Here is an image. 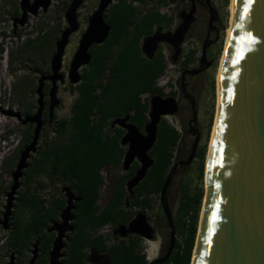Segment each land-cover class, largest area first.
<instances>
[{"label":"water","instance_id":"water-1","mask_svg":"<svg viewBox=\"0 0 264 264\" xmlns=\"http://www.w3.org/2000/svg\"><path fill=\"white\" fill-rule=\"evenodd\" d=\"M58 0H20V17L13 20L14 28L23 26L28 16H36L39 9L45 12L51 3ZM114 0H99L97 8L88 18L85 31L78 42L68 71V81L76 85L81 80L79 70L91 60L89 50L101 45L109 36L111 26L105 22L106 9ZM84 0H71L65 13L66 27L54 42V53L50 60L49 75H41L35 93L36 112L25 117L23 124L34 125L32 136L20 152L15 171L11 174L12 185L6 194V202L0 226L10 229L13 202L19 188V179L28 167V159L36 151L43 126L42 113L43 83H50V102L57 90L64 50L70 37L79 30L78 10ZM210 14L213 9L209 7ZM206 59L205 47L201 60ZM192 70L190 75L198 74ZM217 109L210 147L206 159L205 193L198 223L196 239L190 264H264V0H235L217 84ZM191 134L194 140L185 161L174 164L163 183L159 195L160 206L170 230L169 245L164 256L148 264H164L170 257L175 244V227L166 201V192L177 166H188L197 151L199 134L196 130V112L192 105ZM49 106V119H51ZM178 112L173 97L153 95L149 98L147 118L142 131L130 122V116L114 118L110 127H120L125 134L120 146L125 147L122 169L127 172L131 165L138 164L132 177L126 183L128 198L134 196V189L145 178L154 164L149 155L157 139V127L162 118ZM10 114V113H9ZM14 116L20 120L18 114ZM65 203L46 232H55L47 264H63L64 249L69 233L74 229V212L81 197L69 185L60 189ZM125 238L128 235L152 240L154 229L142 213H137L127 225H119L115 233ZM96 253L95 249L90 251ZM38 241L32 246L29 264H35Z\"/></svg>","mask_w":264,"mask_h":264},{"label":"trees","instance_id":"trees-1","mask_svg":"<svg viewBox=\"0 0 264 264\" xmlns=\"http://www.w3.org/2000/svg\"><path fill=\"white\" fill-rule=\"evenodd\" d=\"M120 6L119 15H113L111 11L110 18L105 17L111 26L110 34L101 45L90 48L91 60L83 69L80 82L70 87L71 92L77 93L70 117L55 124V140L45 143L44 147L38 150L33 164H28L27 171L30 175L46 174L50 180L64 182L81 197L75 211L78 233L71 248L72 251H79L81 258L85 247H94L107 255L110 264H148L145 255L138 248L141 240L138 236L115 237L110 244H107L103 235L92 237L94 230L99 226L128 223L133 217L130 211L132 208L147 207L150 196L160 195L167 174L173 166V151L181 138V134L174 127L161 120L157 127L156 143L149 153L154 159V164L134 189L128 210L124 209L125 198H128L125 183L137 169L136 162L124 175L118 177L105 206H98L99 189L103 185L102 169L117 168L124 155V148L120 146L123 131L117 127L111 128V121L129 115L130 121L141 130L147 122L148 110V101L142 100L141 96L164 95L163 90L155 86V80L162 74L163 66L155 70V65L133 57L142 33L138 32L136 37L132 38L129 32L132 12L126 5V0H122ZM13 34L11 31L10 37H14ZM54 39L50 40V51H53L56 41ZM44 45L46 43L41 37L30 39L17 53H23L25 50L31 53L41 52ZM9 57L11 60L13 54L9 53ZM48 119L46 115V120ZM29 140L27 139L23 146ZM204 157L203 146L195 155L198 159V176L202 175ZM201 199L202 191L194 196L184 197L177 219L173 221L176 234H182L183 240L181 243L175 241L174 249L164 264H190ZM18 201L28 216L22 224L11 222L10 247H25L32 238H39L46 242L44 248L48 249L51 236L45 229L51 220L57 219L64 207L63 195L58 194L46 203L42 199L23 194ZM169 236L170 230L166 227L161 257L168 248ZM77 262L83 264L80 258Z\"/></svg>","mask_w":264,"mask_h":264},{"label":"rangeland","instance_id":"rangeland-1","mask_svg":"<svg viewBox=\"0 0 264 264\" xmlns=\"http://www.w3.org/2000/svg\"><path fill=\"white\" fill-rule=\"evenodd\" d=\"M70 2L71 0H58L53 2L45 12L39 9L36 16H28L23 26L20 27L17 24L14 28L13 20L19 18L21 14L19 7L20 0H0V221L6 202V194L12 185L11 174L15 171L20 152L24 148V143H26L27 139H31L34 129L33 124H23L22 120L25 117L33 116L36 112L37 95L35 90L37 81L41 75L46 76L50 73L49 66L54 53V46L53 51H50L48 47L51 39H58L60 33L56 31H62L66 27L64 13ZM216 3L220 9L224 28L221 33V42L213 52V56L215 57L214 65L206 74L196 75L188 80L189 93L195 100L196 107L195 124L199 134L197 150L203 146L205 147L202 175L198 176V159L194 156V159L188 166H177L166 192V201L171 219L172 221H176L184 197H191L202 191L201 204L198 209L197 228L205 193L204 177L206 159L217 109L216 79L231 15V0H216ZM97 5L98 0H84V3L78 10L79 30L70 37L69 43L64 50L60 70L62 80L57 82V90L51 102L49 98L50 83L48 81L43 83V126L37 142L36 151L31 154L27 161L28 164H33L38 150L43 148L45 143L55 140V134L53 132L55 124L62 119L70 117V110L77 97V93L70 91V87L75 85H71L68 81L69 66L73 54L78 47L80 37L87 27L88 18L97 8ZM111 11L112 8L110 5L105 12L106 18H110ZM11 31L14 32V37H10ZM38 37H41V40L46 43L41 52L31 53L25 50L23 53H17V50L27 40ZM9 53L13 54L11 60ZM136 56L138 55L134 52L133 57L135 58ZM85 67L83 66L79 70L80 75H82ZM178 72L177 66L167 64L165 70L155 81V86L161 88L166 95H170L173 91L176 92ZM148 97V95H142L141 99L148 101ZM50 105L52 106L51 119L46 120V115H49L48 109ZM15 114L19 115L20 120L14 116ZM162 120L166 121L181 134V138L173 151V165L179 161H185L190 153L194 140L191 132L187 131V122L192 120L189 106L181 101L178 113L174 116L162 118ZM123 148L125 150V147ZM27 168L23 171V175L19 179V188L16 192L12 215L9 220L10 226L12 221H17L21 224L26 222L28 213L21 208L18 201L21 195L34 196L48 203L56 195H63L60 189L66 185V183L55 179L50 180L46 174L30 175ZM125 173L122 169V162L117 168L102 169L103 185L99 189V207L103 206L108 191L115 186L118 177ZM130 211L133 217L137 213L144 214L148 223L155 231L152 240L141 239L138 243V248L145 255L147 262H153L162 258L161 253L163 245L165 244L166 227L168 226L160 206L159 196H150L149 206L132 208ZM191 212L193 211L191 210ZM186 218L188 219L189 215ZM111 229L112 227L110 225H106L99 231L100 235H103L109 243H111L109 238ZM182 240L183 235L176 234L175 231V241L181 243ZM9 241V229L3 230L0 226V264L1 256L5 251V242Z\"/></svg>","mask_w":264,"mask_h":264},{"label":"flooded vegetation","instance_id":"flooded-vegetation-1","mask_svg":"<svg viewBox=\"0 0 264 264\" xmlns=\"http://www.w3.org/2000/svg\"><path fill=\"white\" fill-rule=\"evenodd\" d=\"M121 1L122 0H114L111 4L113 15L120 14ZM126 5L130 12H132L130 19L131 28L129 30L132 38L134 39L138 32L142 33L139 37L137 51L135 50V53L138 55L136 57L144 60L145 63L155 65V70L163 66L164 71L167 64L177 66L179 72L176 92L173 91L170 95L164 94L160 96L175 98L178 108L180 102H184L189 106L192 116L191 107L194 105V110L196 107L195 100L189 93L188 80L196 75L206 74L213 67L215 59L213 52L221 42V33L224 28V22L216 0H126ZM210 6L213 9L211 14L209 10ZM203 46L205 47L206 59L201 64V50ZM200 68L201 70L198 74H189L190 71ZM143 95L149 96V108V98L158 94ZM147 114L148 110L146 112V117ZM190 122L191 120L187 122L188 132L191 130ZM120 129L123 131L124 135L125 130L122 128ZM142 129L139 130L142 131ZM112 191L113 188L108 191L103 206L109 201ZM129 200L126 202L125 198L124 209L126 211L129 208ZM98 202L99 200L97 204ZM75 213L76 212H74V215ZM58 220V217L55 220H51L48 227L52 221ZM128 223L122 225H127ZM72 225L74 229L69 233V239L66 242L63 264H70L71 262L78 264L77 261L79 258L83 264H110L107 255L97 251L94 247H85L82 251V258L79 256V251L75 252L71 250L74 238L78 233L76 216ZM117 226L118 225L111 226L112 229L109 235L110 240H113L115 237L120 238L119 234L117 232L115 233ZM11 228L12 224L9 232H11ZM101 228L102 227L99 226L94 230V234L92 235L93 238L100 235L99 231ZM46 233L51 236L48 249L44 248L46 242L39 238H32L25 247L18 246L16 248H11L9 242H5V251L1 256V264H29L32 246L36 241H38V253L35 264H47L55 232ZM133 236L134 235H128L125 238H132ZM107 244L110 243L107 242ZM92 249H95L96 253H91L90 251ZM75 259L76 262H74Z\"/></svg>","mask_w":264,"mask_h":264},{"label":"bare ground","instance_id":"bare-ground-1","mask_svg":"<svg viewBox=\"0 0 264 264\" xmlns=\"http://www.w3.org/2000/svg\"><path fill=\"white\" fill-rule=\"evenodd\" d=\"M234 2L235 0H231V4H230V12H231V15H230V24H231V19H232V14H233V9H234ZM107 10V9H106ZM106 12V11H105ZM105 16V14H104ZM229 29H230V25H229V28L227 30V36H226V41H225V46H224V51H223V54H222V57H221V60H220V64H219V69H218V74H217V79H216V82L218 84V76H219V72H220V68H221V64H222V59H223V56H224V52H225V48H226V44H227V40H228V34H229ZM77 85V84H76ZM217 90V89H216ZM218 101V100H217ZM49 117V115H48ZM214 128V126H213ZM209 147H210V144H209Z\"/></svg>","mask_w":264,"mask_h":264}]
</instances>
